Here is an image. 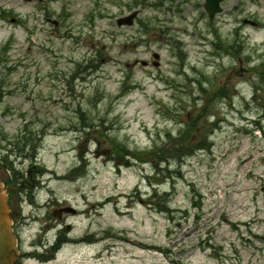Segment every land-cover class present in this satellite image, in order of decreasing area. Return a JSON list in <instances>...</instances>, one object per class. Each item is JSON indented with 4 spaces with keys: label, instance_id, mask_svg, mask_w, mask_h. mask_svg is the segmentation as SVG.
I'll list each match as a JSON object with an SVG mask.
<instances>
[{
    "label": "rangeland",
    "instance_id": "1",
    "mask_svg": "<svg viewBox=\"0 0 264 264\" xmlns=\"http://www.w3.org/2000/svg\"><path fill=\"white\" fill-rule=\"evenodd\" d=\"M204 3L0 0V139L43 132L22 264H264V0Z\"/></svg>",
    "mask_w": 264,
    "mask_h": 264
},
{
    "label": "flooded vegetation",
    "instance_id": "2",
    "mask_svg": "<svg viewBox=\"0 0 264 264\" xmlns=\"http://www.w3.org/2000/svg\"><path fill=\"white\" fill-rule=\"evenodd\" d=\"M27 134L19 139V142H11L10 140H1L0 139V178L4 181L6 184V189L8 192V195L10 197V206H11V211H12V220H13V225H14V231L18 237V244L20 245V227H22V222L23 218H21V215L19 213V205H18V200L19 196L16 193V190L18 186H22L23 188L20 189L19 191L26 190V193L29 191L27 189H30L31 186H34L35 183L37 182L35 180V177L37 176V173L41 171V169H37L35 165V161L37 158V155L39 153V145L41 144V139L39 135H43V132H33L26 130ZM37 137L39 139H37ZM1 138V137H0ZM31 147L30 149H28ZM33 148V149H32ZM32 149V150H31ZM27 159H30L32 162V166L34 169L30 168L27 172V179H22V182H17V184H14L13 182L17 181L20 179V175H23L21 170H15L12 165L15 164V166H20L22 165ZM34 164V165H33ZM11 166L10 169H5L7 166ZM35 170V173L33 172ZM11 172V174L9 173ZM14 174V175H13ZM12 175V177H11ZM29 178L32 180V182L29 181ZM65 206L60 205L57 207L56 210H52L51 208L50 211L48 209V212L46 213L45 219H44V224L42 228V236L44 237L45 243L50 246L48 249H46L48 252H51L53 250H56L57 247L64 241L65 237L67 236V232L70 230L71 226L66 225L65 226V231L63 229H60V223L64 222L66 220V217L68 216V212L63 210ZM63 210V211H62ZM75 213H78L76 211ZM55 214V215H54ZM53 218H52V216ZM56 228V230H55ZM56 231L53 234L54 240L53 242H49L47 240V232L44 233L45 231ZM84 239V236H83ZM43 242V241H42ZM60 243V244H58ZM44 247H47L44 245ZM52 252L51 256H54V253ZM21 253V252H20ZM25 253H22L24 255ZM17 264H20L18 261Z\"/></svg>",
    "mask_w": 264,
    "mask_h": 264
},
{
    "label": "water",
    "instance_id": "3",
    "mask_svg": "<svg viewBox=\"0 0 264 264\" xmlns=\"http://www.w3.org/2000/svg\"><path fill=\"white\" fill-rule=\"evenodd\" d=\"M222 0H206L205 9L212 18L217 12L221 11L220 2ZM136 12L128 16L120 17L117 19L118 25H132ZM158 57V54H154ZM156 64V63H155ZM125 164H128L126 161ZM17 242L11 228V219L9 215V208L5 196V189L0 181V264H15L18 256L16 248Z\"/></svg>",
    "mask_w": 264,
    "mask_h": 264
}]
</instances>
